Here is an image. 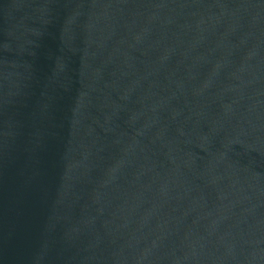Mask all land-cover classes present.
<instances>
[{"label": "water", "instance_id": "obj_1", "mask_svg": "<svg viewBox=\"0 0 264 264\" xmlns=\"http://www.w3.org/2000/svg\"><path fill=\"white\" fill-rule=\"evenodd\" d=\"M0 264H264V0H0Z\"/></svg>", "mask_w": 264, "mask_h": 264}]
</instances>
